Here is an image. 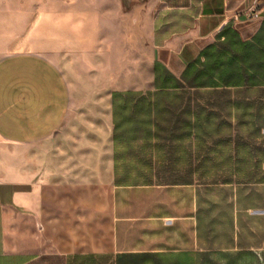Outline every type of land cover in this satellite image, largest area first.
<instances>
[{"label":"crops","instance_id":"0c3cea01","mask_svg":"<svg viewBox=\"0 0 264 264\" xmlns=\"http://www.w3.org/2000/svg\"><path fill=\"white\" fill-rule=\"evenodd\" d=\"M92 2L0 8V264H264V0Z\"/></svg>","mask_w":264,"mask_h":264},{"label":"rangeland","instance_id":"374dc122","mask_svg":"<svg viewBox=\"0 0 264 264\" xmlns=\"http://www.w3.org/2000/svg\"><path fill=\"white\" fill-rule=\"evenodd\" d=\"M148 1L149 0H122L124 15L126 13L130 14L135 5L139 4V14L143 12V20H146ZM90 4H99V2H92V0H0V8L5 6L6 8H21L24 10L28 15V28H30L31 24L36 20L35 15L40 10L81 11L86 9ZM128 21L129 18L124 16V26L129 25Z\"/></svg>","mask_w":264,"mask_h":264},{"label":"built area","instance_id":"2783aa9c","mask_svg":"<svg viewBox=\"0 0 264 264\" xmlns=\"http://www.w3.org/2000/svg\"><path fill=\"white\" fill-rule=\"evenodd\" d=\"M243 15L246 20H251L254 17L257 16V14L252 10L251 7L244 10L242 13H234L230 20L233 21V23H236L240 20V16Z\"/></svg>","mask_w":264,"mask_h":264}]
</instances>
